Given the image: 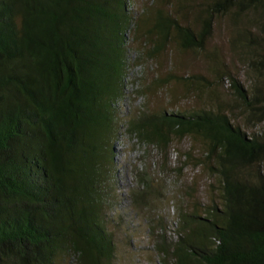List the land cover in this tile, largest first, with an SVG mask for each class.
<instances>
[{
  "label": "trees",
  "instance_id": "16d2710c",
  "mask_svg": "<svg viewBox=\"0 0 264 264\" xmlns=\"http://www.w3.org/2000/svg\"><path fill=\"white\" fill-rule=\"evenodd\" d=\"M223 25L249 84L208 48ZM189 56L214 78L188 73ZM144 58L157 74L142 96L209 101L127 120ZM123 133L166 164L189 140L185 164L218 180L211 203L180 208L176 239L149 220L154 264H264V0H0V264H119L103 190ZM156 182L139 174L136 209L166 196Z\"/></svg>",
  "mask_w": 264,
  "mask_h": 264
},
{
  "label": "rangeland",
  "instance_id": "374dc122",
  "mask_svg": "<svg viewBox=\"0 0 264 264\" xmlns=\"http://www.w3.org/2000/svg\"><path fill=\"white\" fill-rule=\"evenodd\" d=\"M230 36L225 25L222 28L216 26L214 37L208 43V48L218 52L220 60L226 64L224 70L228 67L241 81L249 84L247 67L241 64L237 50H233ZM139 46L140 41L133 44L135 50L139 49ZM190 56L188 58L192 62V67L187 72L203 74L212 80L214 78L212 73L214 63L198 58L193 59ZM133 59L137 60L136 54ZM153 64L155 65L154 70H152ZM135 66L134 77L128 84L127 99L123 106L127 120L143 108L147 111H159L162 107L172 111L196 110L205 106L209 101V96L205 95L203 99L183 98L177 105H174L170 103V97L167 94L154 96L149 100L138 91L144 82L154 81L157 74V63L144 58L142 65ZM142 76L143 78H141ZM227 80L231 83L227 77L220 86V91L226 99L231 97L230 84L226 82ZM191 147L189 140L174 143L166 164L164 157L156 149H149L147 146L139 144L137 139H129L124 133L115 144L114 165L116 169L112 173V180H106L103 195L106 202V214L110 221V231L114 234L117 243L119 264H154V262H158L154 250V236L149 229L151 228L149 220L154 219L158 224L160 219H163L167 225L168 237L176 239L175 230L179 226L180 208L186 206L191 208L194 203L196 206L199 203L203 205L211 203V185H217L218 180L212 177L204 166H195V160L185 164L186 153L191 150ZM193 154L195 159L203 158L201 149H196ZM183 167L184 170L179 171ZM144 172L148 174V177L154 178L157 184H164L167 194L164 198L155 199L151 208L138 210L133 206L130 192L137 188L139 174ZM192 188L195 190H191ZM188 192L192 193L193 197L186 194ZM163 232V229L158 230V234Z\"/></svg>",
  "mask_w": 264,
  "mask_h": 264
},
{
  "label": "crops",
  "instance_id": "0c3cea01",
  "mask_svg": "<svg viewBox=\"0 0 264 264\" xmlns=\"http://www.w3.org/2000/svg\"><path fill=\"white\" fill-rule=\"evenodd\" d=\"M160 91H161V89H160ZM162 96V93L161 92H158V94H156V96Z\"/></svg>",
  "mask_w": 264,
  "mask_h": 264
}]
</instances>
